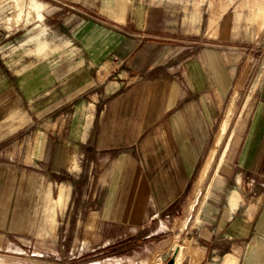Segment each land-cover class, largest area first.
I'll use <instances>...</instances> for the list:
<instances>
[{
	"label": "crops",
	"instance_id": "obj_1",
	"mask_svg": "<svg viewBox=\"0 0 264 264\" xmlns=\"http://www.w3.org/2000/svg\"><path fill=\"white\" fill-rule=\"evenodd\" d=\"M40 5L37 49H0V263L14 264V246L60 241L84 204L74 217L96 245L84 249L102 256L91 264L120 263L129 239L145 246L144 264L175 253V264H264V82L238 104L236 17L190 26L157 1ZM235 106L186 244L170 246L169 224L202 188Z\"/></svg>",
	"mask_w": 264,
	"mask_h": 264
},
{
	"label": "rangeland",
	"instance_id": "obj_2",
	"mask_svg": "<svg viewBox=\"0 0 264 264\" xmlns=\"http://www.w3.org/2000/svg\"><path fill=\"white\" fill-rule=\"evenodd\" d=\"M38 1L42 3L43 0ZM148 1H157L169 5L172 9L173 17L190 26L201 24L207 19H211L212 21L217 20L224 12H227L229 16L236 17L237 28L239 31H242H240L243 35L242 45L246 54L240 66L243 75L240 83L241 89L237 96L238 104L244 101L251 90H258L264 82V0ZM29 5L30 0H0V49L9 56L14 54V48L16 47L36 50L37 41H32V38L36 36L39 39H45V30L40 26V21L37 20V11L31 9ZM213 16L217 18L213 19ZM27 25L34 26V30L32 29L28 34L25 27ZM199 29L200 27L196 28V30ZM58 47V42L54 41L47 45V48H50L52 51H57ZM239 109L238 106H235L233 109L232 122L229 123L231 129L235 125ZM58 117V114H55L53 116L54 121L56 120L57 122ZM64 123L63 121L62 127ZM219 155L220 150H216L212 163L218 159ZM215 181L216 179L212 182L207 197L214 187ZM203 192L204 189H200L196 182L191 196L187 199L185 209L169 224V230L166 231L164 238L170 241V246H175V243L181 244L182 247L185 246L186 242H183L181 239L185 238L191 217L193 215L197 216L203 205H200V196ZM193 203L194 208L190 209V205ZM83 206L84 204H78L77 208H72V218L64 221L60 230V241H57L58 235H54L47 242L44 240H34L35 246H28L30 250H26L25 246H14V264H62L64 263L63 261H66L67 264H91L92 260L102 257L101 255L95 257L94 254L96 252L84 249V246L96 245H94V241H91V236L87 234L89 232H87L85 227L86 220L74 217V211L76 212L77 209L78 211L81 210ZM17 240V242H21L19 237ZM132 240H127L126 246L121 248H125V251L117 254L116 259L120 261L118 264H144L145 246L142 245L141 247L137 241ZM161 241L160 239L157 242L153 240V242H148L147 246L150 248L155 244L160 245ZM44 244L47 246H43ZM74 246H78L76 252L72 251V247ZM0 253L6 254L5 251H0ZM0 258L3 257L0 256ZM157 261L161 262V264L166 263V261H161L157 256H154L147 264H157Z\"/></svg>",
	"mask_w": 264,
	"mask_h": 264
},
{
	"label": "bare ground",
	"instance_id": "obj_3",
	"mask_svg": "<svg viewBox=\"0 0 264 264\" xmlns=\"http://www.w3.org/2000/svg\"><path fill=\"white\" fill-rule=\"evenodd\" d=\"M29 7L31 9H34V10L37 11V18H42V14L40 12L41 5H40V2L38 0H30ZM231 135H232V129L230 128L228 122H225L222 125L221 130H220V132L218 134V137H217V148H216V150H218V151L220 150V155H219L218 159L214 163L211 164V166L209 168V171L206 174V178H205L204 184H203V186L201 188V189H204V192L200 196V205L202 204V202H203V200H204V198L206 196L209 184L211 182V177H212L213 173L215 172V170H216V168L218 166V163H219V161H220V159L222 157L223 150L226 147V144H227L228 140L230 139ZM193 208H194V203H193ZM179 245L181 246V244H179ZM157 264H161V262H158Z\"/></svg>",
	"mask_w": 264,
	"mask_h": 264
},
{
	"label": "water",
	"instance_id": "obj_4",
	"mask_svg": "<svg viewBox=\"0 0 264 264\" xmlns=\"http://www.w3.org/2000/svg\"><path fill=\"white\" fill-rule=\"evenodd\" d=\"M175 259H176V253L174 254V256L165 264H175Z\"/></svg>",
	"mask_w": 264,
	"mask_h": 264
}]
</instances>
